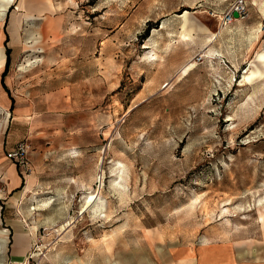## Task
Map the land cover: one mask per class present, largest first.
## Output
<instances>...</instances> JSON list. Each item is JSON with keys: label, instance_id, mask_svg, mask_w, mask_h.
<instances>
[{"label": "rangeland", "instance_id": "1", "mask_svg": "<svg viewBox=\"0 0 264 264\" xmlns=\"http://www.w3.org/2000/svg\"><path fill=\"white\" fill-rule=\"evenodd\" d=\"M233 1L0 3V264H264V0L203 46Z\"/></svg>", "mask_w": 264, "mask_h": 264}, {"label": "built area", "instance_id": "2", "mask_svg": "<svg viewBox=\"0 0 264 264\" xmlns=\"http://www.w3.org/2000/svg\"><path fill=\"white\" fill-rule=\"evenodd\" d=\"M235 12L238 13L239 18H246L248 16V7L245 0H234L230 5L220 14V27L224 28L231 24L237 17ZM198 61H201L205 56L204 52L197 55ZM29 143L24 140L18 142L17 145L7 152V156L17 162L21 166H26L29 163L28 159Z\"/></svg>", "mask_w": 264, "mask_h": 264}, {"label": "bare ground", "instance_id": "3", "mask_svg": "<svg viewBox=\"0 0 264 264\" xmlns=\"http://www.w3.org/2000/svg\"><path fill=\"white\" fill-rule=\"evenodd\" d=\"M4 1H10V0H0V3L4 2ZM4 13V10H2V14ZM187 14H188V10L185 11L184 13V16L185 18L187 17ZM219 32L218 31H215V32H212V35H211V38H210V41H213L217 34ZM211 50V49H210ZM209 50V51H210ZM212 52V51H211ZM205 53V52H204ZM206 55V53H205ZM209 55V54H208ZM197 62L195 61H192L190 62L186 67H185V72L191 68H193L195 65H196ZM247 71V70H246ZM168 85V83L166 84ZM120 177H123V174L120 172L119 174ZM100 187V186H99ZM96 190V189H95ZM90 191L89 194L86 196V200L83 204V207H82V212L86 211L87 209L89 208H92L93 207H96L98 205V200L100 199V188H98L96 191ZM262 219L264 220V217L261 216Z\"/></svg>", "mask_w": 264, "mask_h": 264}, {"label": "crops", "instance_id": "4", "mask_svg": "<svg viewBox=\"0 0 264 264\" xmlns=\"http://www.w3.org/2000/svg\"><path fill=\"white\" fill-rule=\"evenodd\" d=\"M226 7V6H225ZM224 10H225V8H224ZM224 10H222V11H224ZM261 19H264V13H262L261 14ZM238 20H240V19H237L236 21H238ZM236 21H234V22H236ZM238 26H243V25H246L245 23L244 24H242V23H239V24H237ZM247 25H249V24H247ZM246 25V26H247ZM228 27H232V23L231 24H229L228 26H226V27H224V28H222V27H219V30H218V32L220 33V32H222L223 30H227V28ZM234 28H235V26H233ZM230 29V28H229ZM212 33V32H211ZM206 38V37H205ZM210 38H211V36L209 35L206 39H204V42H203V46H209L213 41H210ZM257 44H259V41H255L253 44H252V47H255Z\"/></svg>", "mask_w": 264, "mask_h": 264}, {"label": "trees", "instance_id": "5", "mask_svg": "<svg viewBox=\"0 0 264 264\" xmlns=\"http://www.w3.org/2000/svg\"><path fill=\"white\" fill-rule=\"evenodd\" d=\"M8 42V38L6 39V43ZM7 53H8V62H9V57H10V48L9 47H7ZM7 62V63H8ZM8 65V64H7ZM6 70H5V72L3 73V78L5 77V75H6Z\"/></svg>", "mask_w": 264, "mask_h": 264}, {"label": "water", "instance_id": "6", "mask_svg": "<svg viewBox=\"0 0 264 264\" xmlns=\"http://www.w3.org/2000/svg\"><path fill=\"white\" fill-rule=\"evenodd\" d=\"M235 16L238 17V13L237 12H235Z\"/></svg>", "mask_w": 264, "mask_h": 264}]
</instances>
